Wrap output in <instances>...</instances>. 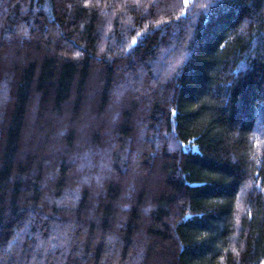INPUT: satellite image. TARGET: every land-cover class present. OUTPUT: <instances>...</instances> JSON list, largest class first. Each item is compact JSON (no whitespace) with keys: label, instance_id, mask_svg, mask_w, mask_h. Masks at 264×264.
Listing matches in <instances>:
<instances>
[{"label":"trees","instance_id":"16d2710c","mask_svg":"<svg viewBox=\"0 0 264 264\" xmlns=\"http://www.w3.org/2000/svg\"><path fill=\"white\" fill-rule=\"evenodd\" d=\"M0 264H264V0H0Z\"/></svg>","mask_w":264,"mask_h":264},{"label":"snow or ice","instance_id":"6c2138e0","mask_svg":"<svg viewBox=\"0 0 264 264\" xmlns=\"http://www.w3.org/2000/svg\"><path fill=\"white\" fill-rule=\"evenodd\" d=\"M185 2H187V0H185ZM133 43H135V41H133Z\"/></svg>","mask_w":264,"mask_h":264}]
</instances>
